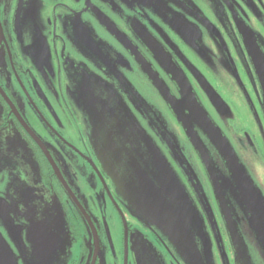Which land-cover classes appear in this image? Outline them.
I'll use <instances>...</instances> for the list:
<instances>
[{
    "label": "flooded vegetation",
    "instance_id": "obj_1",
    "mask_svg": "<svg viewBox=\"0 0 264 264\" xmlns=\"http://www.w3.org/2000/svg\"><path fill=\"white\" fill-rule=\"evenodd\" d=\"M30 1L0 0V264H18L24 250H39L44 224L50 218H61L67 228L68 264H138L142 243L135 225L122 214L114 196V180L121 177L118 172H126L124 169L131 175L129 164L142 170L145 163L154 164L159 149L176 162L182 156L135 82L152 87L165 119L171 117L183 130L176 113L187 117L205 148L211 145L220 157L201 129L205 116L237 158L240 154L250 156L253 180L262 177L261 173L264 176L262 134L259 141L248 127H237L238 114L247 111L243 102L255 108L257 119L264 125V93L257 62L244 39H249V45L255 44L264 70V0H210L209 16L183 0H160V4L157 0ZM166 2L184 13L185 23L192 29L178 26V15ZM30 8L41 21L40 28L29 21ZM89 24L96 28L90 29ZM33 30L41 32L39 36L36 31L38 51L29 48L31 41L25 40ZM65 38L83 44L87 51L73 53ZM189 48L202 64L188 60ZM215 63L233 89L218 86ZM85 68L92 74L81 83L83 101L74 99L75 109L73 106L63 118L50 115L46 93L43 96L42 87L34 83L44 82L46 88L52 82L49 77L61 81L62 70L81 73ZM33 71L35 77L30 76ZM200 81L223 102L220 111ZM24 85L29 95L23 108L19 98ZM235 95L243 107L230 99ZM76 104L94 106L95 116L99 113L107 118L108 128L103 131L110 133V141L123 153L101 156L96 152L88 132L93 135L97 125L89 129ZM101 159L109 163L106 169ZM190 185L200 199L196 182L192 180ZM259 188L264 195V183ZM110 224L121 230L118 249ZM149 235L163 251L161 264H182L162 238L152 232ZM143 257L146 264H155L152 257Z\"/></svg>",
    "mask_w": 264,
    "mask_h": 264
},
{
    "label": "rangeland",
    "instance_id": "obj_2",
    "mask_svg": "<svg viewBox=\"0 0 264 264\" xmlns=\"http://www.w3.org/2000/svg\"><path fill=\"white\" fill-rule=\"evenodd\" d=\"M183 1L202 15L209 16L208 4L210 0ZM33 2L35 0H31L30 4ZM157 3L160 4V0H157ZM85 5H87V1ZM165 5L169 6L170 4L166 2ZM81 7L80 5L79 8L81 9ZM169 7L173 14L178 15L179 20L176 22L181 29H192L191 25L185 23L183 12L176 10L174 5ZM33 10L34 8H30L28 12L29 21L36 23L35 25L40 28L39 25L42 23L34 15ZM186 20L188 21L187 17ZM93 24L100 28L96 22ZM89 28L95 29L96 27L89 24ZM36 31L33 30L27 33L25 40L27 42L31 41L30 44L28 43L29 48L38 51L39 45ZM37 32L41 36V32L39 30ZM200 39H203V37ZM65 41L68 42L69 48L73 53L80 54L87 51L83 44H73L67 38H65ZM207 51L210 54L213 53L211 48H208ZM195 53L189 48L187 58L192 64L198 65L200 62L195 59ZM213 66L216 76L219 78H215L218 86L223 89H233L231 81L226 77L220 65L215 63ZM47 71L50 73L51 69ZM81 71L80 73L79 70L69 72L62 70L61 81L52 80L49 77L52 82L47 83L46 88L44 82L38 81L34 83V85L38 84L40 88L42 87L43 90L38 89L43 93V96L46 93V102L52 108L51 110L48 109L52 112L50 115H60L63 118L64 115L70 113V111L72 112L73 106L75 109V105H73L74 99L78 102L83 101L82 97H84V94L81 92V83L86 75L91 76L92 73L87 68ZM30 76L35 77L36 73L33 71ZM133 77H138V75L133 74ZM135 85L148 99V101L146 100L147 103L157 111L154 112L156 113V121L167 136L170 137L172 143L176 144L182 156L181 160L176 162L173 161L170 155H163L159 149L158 160L154 159V165L149 163L153 178L149 179L147 175L142 174L143 171H139V181L135 182L137 190H131L129 182L126 181L114 183L116 186L114 196L121 206L122 214L127 222L130 221L135 225V234L139 237L141 243L147 247L149 253L156 256L159 262H161L159 255L161 257L163 251L152 242L149 235L151 232L164 240L168 251L180 260L182 264H264V208L261 210L256 208L251 198L244 194L238 185H235V178L230 175L223 161H221V157L217 156L211 145L207 150V157L213 178L206 173L202 162L203 169H201L194 153L195 150L192 149L193 147L191 148L182 128L171 117L165 119L163 107L159 104V99L154 95L152 87L137 82H135ZM234 90L237 91L236 88ZM21 93L19 101L24 108L26 106V96L29 95L26 85L21 87ZM230 99L237 103L238 106L241 104L240 107H243L242 100L237 95L230 97ZM99 104L104 105L102 103ZM243 104L248 112L238 114L239 125L237 127H248L261 141L259 134H262L264 139V125L257 119L255 108L251 104L244 102ZM76 109L89 129H93L92 122H95L94 113L97 112L94 106L76 104ZM70 119L73 123L74 119ZM88 135L89 142H91L92 135L89 132ZM234 155L237 158L236 154ZM238 157L237 160L240 166L259 191L264 206V195L259 190V186L263 187L264 183L263 173H261L262 177L253 180L252 173L255 172L254 162L252 164L250 156L246 154H240ZM189 176L196 182L199 191H201L203 201L198 199L194 192H191L190 182L192 180ZM159 186L164 188L174 198L180 211L176 212L171 207L166 198L167 194L164 195ZM227 218L233 222L236 228L235 231L239 239L236 244L230 243L229 231L226 226ZM210 220L213 226L210 224ZM66 229L64 224L55 225L50 229L54 233L52 232L50 236L47 235L50 238L42 239L41 249L34 250L33 253H30V250H24L21 256L18 257V264H68L70 251L65 252L61 246V243L67 237ZM110 229L114 237V245L118 249L120 247L121 230L119 226L117 228L114 224H110ZM68 239H70L69 236ZM235 251H240L241 256L239 259L235 255Z\"/></svg>",
    "mask_w": 264,
    "mask_h": 264
},
{
    "label": "water",
    "instance_id": "obj_3",
    "mask_svg": "<svg viewBox=\"0 0 264 264\" xmlns=\"http://www.w3.org/2000/svg\"><path fill=\"white\" fill-rule=\"evenodd\" d=\"M245 39V43H246V47L249 51V54L251 56V58L257 62V67H258V74L260 75V83H261V87L263 89V93H264V70L262 69L263 66L260 64L261 61H263L261 58L260 53L258 52L257 48H255V44L252 42L251 45H249L248 41L249 39H246V37L244 36ZM254 51V52H253ZM260 62V63H259ZM262 74V76H261ZM201 87L203 88V90L205 91L206 95L208 96V99L210 100V102L212 103V105L214 106L215 109H217L218 111H220L223 107L224 104L223 102L220 100V98L211 90V88H209V86L206 85V83L200 81ZM176 117L179 121L180 124H182L183 126V130L185 131L186 136L188 137L189 141L191 142L192 146L194 147V149L196 150V152H198L199 157L201 162L204 165L205 171L207 174L210 175L211 178H213L212 174H211V168H210V163L207 157V149L205 148V146L203 145V143L201 142V140L198 138L197 134L193 131L192 126L189 125L188 123V119L187 117H183L180 114V117L178 115V113H176ZM99 119L101 121H99ZM203 120L206 122V124L201 128L203 133L209 138L211 144L217 149V151L219 152L220 157L223 159L224 164L228 170V172L230 173L231 176H233L235 178V185H238V187L243 191L244 194H246L247 196H249L251 198V201L253 203V205L258 208V209H263L264 206L262 204V200L260 197V193L257 190V188L253 185L252 181L247 177L246 173L244 172L243 168L240 166L239 161L237 160V158L234 155V152L231 150V148L229 147V145L227 144V142H225V140L222 139L220 132L212 125L210 124L209 120H207V118L204 116ZM93 127L94 125H97V130H93L94 134L91 137V142H93L94 145H96V152L102 156V154L109 156L110 153H115L116 156H119L120 153H123V149H119L118 146H116L115 143H113L111 140L110 133L105 132L103 130H106L108 128L107 122L105 119H103L102 117H100L98 114L95 116V122H92ZM122 147V146H120ZM96 153V154H97ZM102 160V165L103 167H108L106 160L105 159H101ZM130 166L128 167L130 169V173L124 169V173L122 172H118V174L121 177H118L117 180H114L115 183H120L123 181L129 182L128 184H130L131 190H137V184L135 183L136 181H139V171H143V175H147L149 179L153 178V172L151 170V166L149 165V163H145L143 166L145 167L143 170L140 168V166H137L136 164H129ZM154 165V164H152ZM104 167V168H105ZM150 167V168H149ZM106 169V168H105ZM107 171V170H106ZM212 181V179H211ZM161 192L166 195V198L168 199V202L170 203L171 207L176 211H180L179 206L177 205L176 201L174 200V198L171 197V195L164 189L161 188V186H159ZM218 192V190H217ZM200 200L203 201L202 196L200 197ZM65 225V223L62 221L61 218L57 219V218H53V219H48L45 225V232L44 235L42 237L43 238H50L48 236H50L52 234V232L50 231L51 228H53L55 225ZM210 224L213 226L212 221L210 220ZM227 224V225H226ZM226 226H227V230L229 231V238H230V243L232 244H236V242L239 240L238 239V235L236 234L235 231V227L233 225V222L231 220H229L227 218V222H226ZM54 233V232H53ZM48 235V236H47ZM67 237L65 238V240L61 243V246L63 248V250L68 251V249L70 248V241L68 239V234L66 232ZM41 242L38 243V249L40 250L42 246H40ZM142 246V251L140 249V252H138L139 256H140V260L138 261V264H146V262L143 261L144 257L143 255H147L149 257H152L153 261L155 264H161V262L158 261V259L156 258L155 255H152L151 253H149L147 251V247L144 244H141ZM236 252V251H235ZM238 259L241 256L240 251L236 252L235 254ZM159 262V263H158Z\"/></svg>",
    "mask_w": 264,
    "mask_h": 264
}]
</instances>
